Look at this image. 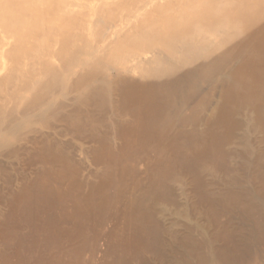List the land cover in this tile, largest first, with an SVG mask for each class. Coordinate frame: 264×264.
Masks as SVG:
<instances>
[{
  "label": "rangeland",
  "instance_id": "374dc122",
  "mask_svg": "<svg viewBox=\"0 0 264 264\" xmlns=\"http://www.w3.org/2000/svg\"><path fill=\"white\" fill-rule=\"evenodd\" d=\"M233 27L209 78L172 48ZM0 33V264H264V0H0Z\"/></svg>",
  "mask_w": 264,
  "mask_h": 264
},
{
  "label": "bare ground",
  "instance_id": "6f19581e",
  "mask_svg": "<svg viewBox=\"0 0 264 264\" xmlns=\"http://www.w3.org/2000/svg\"><path fill=\"white\" fill-rule=\"evenodd\" d=\"M216 8L220 9L219 6H216ZM244 10H246L247 12H249V11L251 12L253 10L252 5H250V4L246 5ZM228 26L229 25H227V26L222 25L218 28V31H224L228 28ZM186 31H188V30H186ZM201 34H202V31H199V29L196 28L195 30H190L188 33L176 37L174 42L172 43V48L175 51L179 50L185 61H191V60L199 61L200 70H199L198 75L195 74L199 79L209 78L210 76L215 75L229 54L228 52L231 48V47H229V45L232 44V42H235L238 39H240L242 36L241 33L238 31V27H235V28L233 27L232 34H229L228 38L225 37V39L220 43V45L217 46V48L215 50H213L211 53H209L206 58H203V53L205 52L204 50L207 49V47L204 43V40H201V41L198 40V37L201 38V36H202ZM0 38L3 39V42L8 43L7 38L3 37L1 33H0ZM260 47L261 46L259 45V48ZM260 50H262V49H260ZM183 63L185 64V62H183ZM175 77L176 76H174V74L172 72L166 73L164 76H160V77L157 76V77H155V81L153 83L156 88H154V86H152V88H154V92L156 94H158L157 92L159 90L160 95L162 97H164V100H167L166 107H167V109L170 110L168 115L171 112H173L174 109L177 110V108L181 105V103H177V105H175V104L177 101L183 102L182 99L184 97H183L182 93H183V91H185L188 88V85L193 81L192 78H194L195 76L192 78L190 76V78L185 80L184 82L178 81L171 88H165V86H167L166 82L169 80V78L172 79ZM231 79H232V77H231ZM233 79H236V80L234 81ZM233 79H232L233 80V87L235 90L237 88L247 84V81H248V80L246 81V78L243 77V74L241 72H236L235 74H233ZM176 99H178V100H176ZM239 137H240V133H239ZM237 139L235 141H237V142L241 141V138H239V141ZM242 142H243V140H242ZM242 142L240 143L241 145H243ZM263 168H264V166H263ZM263 171H264V169H263ZM239 200H241V199H239ZM258 200H259L258 202L261 203V200L260 199H258ZM244 201H245V199H244ZM244 201H243V203H245ZM249 205H248V208H249ZM261 208H263V206H261ZM256 210H258V209H256Z\"/></svg>",
  "mask_w": 264,
  "mask_h": 264
}]
</instances>
